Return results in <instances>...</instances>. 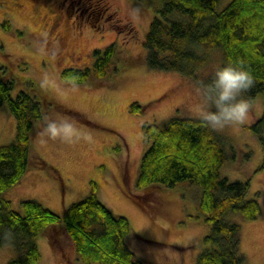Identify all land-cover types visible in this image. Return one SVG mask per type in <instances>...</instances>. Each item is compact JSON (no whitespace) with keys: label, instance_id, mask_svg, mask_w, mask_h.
Listing matches in <instances>:
<instances>
[{"label":"rangeland","instance_id":"rangeland-1","mask_svg":"<svg viewBox=\"0 0 264 264\" xmlns=\"http://www.w3.org/2000/svg\"><path fill=\"white\" fill-rule=\"evenodd\" d=\"M231 1L219 0L216 10ZM132 2L0 0V65L16 81L13 95L25 90L42 102L44 110V118L31 131L28 172L4 195L15 210L21 209L22 200L35 199L62 217L95 183L100 199L130 220L134 234L127 243L146 264H196L211 229L198 211L197 189L160 185L139 189L136 180L141 157L150 145L144 138V123L199 118L203 88L179 72L148 66L144 42L163 0H138L140 20L129 23L121 13ZM42 39L52 55L37 53L35 44ZM112 44L118 71L111 68L106 78L92 77L66 95L41 89L43 73L62 80L64 69L91 67L94 51ZM209 53L210 63L200 70L201 78L223 66L221 50ZM134 102L144 107L140 113L132 112ZM249 103L243 125L217 132L227 140L222 176L249 182L248 196L257 197L261 206L255 220L246 221L239 214H228L226 219L241 225L245 264H264V130L263 140L252 130L263 115L264 95ZM45 117L71 120L80 139L69 145L41 137ZM16 128L15 117L0 106V145L15 139ZM35 242L42 264H82L62 222ZM17 255L12 247H0V264Z\"/></svg>","mask_w":264,"mask_h":264},{"label":"trees","instance_id":"trees-1","mask_svg":"<svg viewBox=\"0 0 264 264\" xmlns=\"http://www.w3.org/2000/svg\"><path fill=\"white\" fill-rule=\"evenodd\" d=\"M218 1L163 0L144 42L146 60L153 69L179 72L203 88L214 74L201 78L200 70L209 65V52L221 50L223 66L241 65L250 73L253 85L244 98L251 102L264 95V0H232L221 11L216 10ZM199 49L204 52L199 53ZM116 54L114 44L96 49L91 67H69L61 77H74L79 84L92 77L106 78L111 68L119 70L113 61ZM15 87V79L0 65V106L17 121L15 139L0 145V247L6 245L4 234L11 233L12 248L18 253L7 264H42L35 240L60 222L82 264H146L127 243L134 234L130 220L100 199L95 183L92 191L72 203L62 217L35 199L22 200L20 210L12 208L4 194L28 172L31 131L44 118L42 102L25 90L14 96ZM131 106L136 114L144 109L137 102ZM252 130L263 140L264 112ZM143 134L150 145L141 157L136 186H187L198 191V211L211 229L203 238L196 264H245L240 253L241 225L226 217L239 214L252 221L259 216L261 206L257 197L248 196L249 182L222 176L226 138L200 118L182 117L162 124L146 122ZM37 163L43 165L42 161Z\"/></svg>","mask_w":264,"mask_h":264},{"label":"clouds","instance_id":"clouds-1","mask_svg":"<svg viewBox=\"0 0 264 264\" xmlns=\"http://www.w3.org/2000/svg\"><path fill=\"white\" fill-rule=\"evenodd\" d=\"M140 3L133 0L122 10V15L129 23L140 20ZM35 49L40 55H52L46 40L36 42ZM41 89H55L59 94L66 95L79 89L76 78H64L57 80L50 73L40 76ZM253 85V79L241 65L228 64L219 67L214 73V79L203 87V104L197 111V115L213 131H223L227 127L243 125L250 112V103L244 98ZM41 137L48 140H60L65 144H73L80 139V130L69 119H52L45 117ZM7 247H12L13 237L11 233L4 234Z\"/></svg>","mask_w":264,"mask_h":264}]
</instances>
